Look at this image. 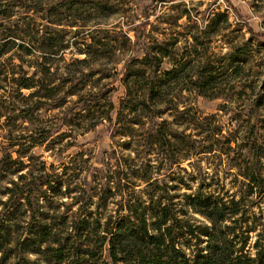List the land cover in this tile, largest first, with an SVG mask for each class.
I'll list each match as a JSON object with an SVG mask.
<instances>
[{"label":"trees","instance_id":"16d2710c","mask_svg":"<svg viewBox=\"0 0 264 264\" xmlns=\"http://www.w3.org/2000/svg\"><path fill=\"white\" fill-rule=\"evenodd\" d=\"M122 11L115 0H0V264H264V80L226 131L195 102H233L247 80L240 48L210 52L229 15L149 39L117 72V102L106 68L136 42L100 24ZM55 108L59 123L47 118ZM106 122L133 137L130 170H92L83 151L58 165L34 152L67 150L55 149L64 126ZM195 157L191 171L182 166Z\"/></svg>","mask_w":264,"mask_h":264},{"label":"rangeland","instance_id":"374dc122","mask_svg":"<svg viewBox=\"0 0 264 264\" xmlns=\"http://www.w3.org/2000/svg\"><path fill=\"white\" fill-rule=\"evenodd\" d=\"M120 8L124 11L117 13L111 18L102 21L100 26L111 29L112 31L122 32L131 38L134 46L119 53V61L115 64H109L106 69H110L111 73H117L123 70L126 65V60L129 57L137 56L142 53V47L148 40L152 38L164 39L167 35H176L179 31L186 32L190 29L193 21H197L199 27H205L210 23V19L217 13H227L230 17L231 27L224 28L222 19H218L216 35L212 33L210 39V52L216 55H224L231 51L230 45L234 44L240 48L239 54L241 58L249 59L243 74V82H235V91L237 94L233 98H215L209 99L204 97H196L195 102L204 114H215L223 123L224 130L228 128L230 121L234 117H238L244 113L241 105H248L255 97L249 88V85L259 84L264 80V0H115ZM187 10L191 16V21L187 16L179 18L181 13ZM192 28V27H191ZM144 30L139 32L141 37L136 38V30ZM212 31V30H211ZM123 36V34H120ZM230 43L232 44H228ZM131 44V45H132ZM77 57H84L76 54ZM71 53H67L66 58L70 60ZM167 65V64H166ZM98 75V74H97ZM96 77V76H95ZM119 73L115 74L111 80H106L108 83L107 89H111V98L118 102L119 97L124 95V88L119 80ZM113 80V81H112ZM260 85H258L259 88ZM257 92V91H256ZM255 92V93H256ZM64 110L55 108L47 111V118L59 123L58 117L62 115ZM238 114V112H240ZM235 121V120H233ZM108 122L98 125L94 130L81 133L80 131L71 133L68 127L54 134L56 138L55 149L62 148L64 143L71 142L67 150L60 153L59 151H48L44 146H37L34 149L36 154L42 156V159L48 163L60 164L67 162L69 155L83 151L86 157H90L89 164L93 169H108L110 166L120 168L118 165H123L122 169L127 166L133 167L138 163L139 154L136 152V147L133 145L132 136L120 135L116 130H107ZM63 131L65 135L58 138V134ZM70 135V136H68ZM5 132L0 130V145L4 142ZM58 138V139H57ZM63 139L62 144L57 143ZM1 155V152H0ZM203 159L199 162L203 170L209 172L214 167L208 163V160ZM199 157L184 161L182 166L188 171L192 170L190 162H197ZM120 159V160H119ZM121 163V164H119ZM196 164V163H195ZM133 165V166H132ZM165 172V171H164ZM178 174L184 175L182 171H177ZM187 177V174H185ZM161 177V176H160ZM170 181V179H168ZM199 181V180H198ZM140 184V182H138ZM198 182H192V189L187 190L182 187L181 192L193 193L196 191ZM145 185L137 186V189H144ZM16 264V263H11ZM22 264V263H20Z\"/></svg>","mask_w":264,"mask_h":264}]
</instances>
